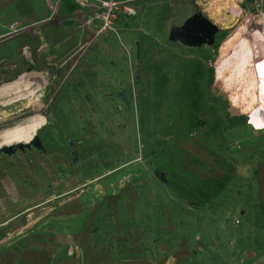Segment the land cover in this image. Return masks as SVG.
<instances>
[{"label":"rangeland","instance_id":"1","mask_svg":"<svg viewBox=\"0 0 264 264\" xmlns=\"http://www.w3.org/2000/svg\"><path fill=\"white\" fill-rule=\"evenodd\" d=\"M190 1L218 27L213 45L170 35L173 7ZM131 2L136 14L119 13L106 29L74 2L75 15L51 2L47 22L0 6L2 261L33 249L31 240L54 258L53 238L83 227L91 238L119 205L133 207L118 215L147 223L149 238L195 224L190 238L211 264H246L264 250V127L214 95L241 107L220 90L219 61L234 59L264 20V0ZM111 41L128 49L116 55L125 62L91 51ZM34 135L48 156L32 148Z\"/></svg>","mask_w":264,"mask_h":264},{"label":"crops","instance_id":"2","mask_svg":"<svg viewBox=\"0 0 264 264\" xmlns=\"http://www.w3.org/2000/svg\"><path fill=\"white\" fill-rule=\"evenodd\" d=\"M56 1L57 0H0V6L9 5L17 14L23 17L34 15V21L47 22L51 18L47 6L52 4L51 2ZM131 1L138 2L140 0ZM197 6L199 8V5ZM41 11L44 13L41 14ZM64 11L66 13L69 12L66 10ZM72 13L74 15L77 14L78 9L70 12V14ZM36 16L38 17L36 18ZM109 43L110 44L102 47V49L99 48L98 51H91L99 53V51L102 50V53L106 54L105 58H107V62L112 65L116 64V62L119 63V61L121 63L125 62V59L121 61V57L116 60V55H125V51H128V49L123 47L124 51H120L115 41ZM107 194L103 193L101 197H109L110 195ZM132 208L131 206H113V210L117 215L108 220L107 229H99L98 227L97 232H93L91 238H89L90 233L86 227L81 229L77 234V238H53L54 245L60 247L59 255L54 258L52 255H37L35 241L31 240L27 245L32 246L33 249H28L20 258L11 253L9 257H7V260L2 261L0 259V262L1 264H211L210 260L199 257L196 250L197 245L192 241L193 238H190L192 236L191 231L196 229L195 224L190 222L181 224L176 228L177 233H172L171 239L168 237L164 239L149 238V233L151 234V232H148L147 223H130L128 220L131 217L125 218V216H121L120 218V215H118L121 213L126 215V210H133ZM144 209L139 208L136 210L140 212V214L143 213V211L146 214V210ZM240 214L242 215L243 211H240ZM72 219L76 218L73 217ZM155 230H158V228H155ZM179 234L181 237H179ZM256 248L257 251L251 255L250 259L246 261V264H264V250L260 246ZM55 259L57 261H55Z\"/></svg>","mask_w":264,"mask_h":264},{"label":"bare ground","instance_id":"3","mask_svg":"<svg viewBox=\"0 0 264 264\" xmlns=\"http://www.w3.org/2000/svg\"><path fill=\"white\" fill-rule=\"evenodd\" d=\"M256 26L249 37L242 39L233 61H219L223 81L220 90L232 91L234 98H241L242 108L218 90L214 95L217 100L231 102L233 116L252 115L255 124L264 127V20H257Z\"/></svg>","mask_w":264,"mask_h":264},{"label":"water","instance_id":"4","mask_svg":"<svg viewBox=\"0 0 264 264\" xmlns=\"http://www.w3.org/2000/svg\"><path fill=\"white\" fill-rule=\"evenodd\" d=\"M168 23L169 33L176 39L190 38L198 40L197 42L204 40L203 43L207 46L212 45L215 34L219 31L218 27L199 10L197 4L191 1L173 7ZM213 100L215 101V98ZM32 142L38 146V137L34 135ZM159 178L167 182L164 173H160Z\"/></svg>","mask_w":264,"mask_h":264},{"label":"built area","instance_id":"5","mask_svg":"<svg viewBox=\"0 0 264 264\" xmlns=\"http://www.w3.org/2000/svg\"><path fill=\"white\" fill-rule=\"evenodd\" d=\"M81 9L91 11L92 18L100 19L103 22V28H111L112 21L116 16L121 13L125 17H131L136 14V8L129 4L131 1L120 0H72ZM10 28L17 31L20 29L19 21H13L10 23ZM235 264V263H232Z\"/></svg>","mask_w":264,"mask_h":264},{"label":"flooded vegetation","instance_id":"6","mask_svg":"<svg viewBox=\"0 0 264 264\" xmlns=\"http://www.w3.org/2000/svg\"><path fill=\"white\" fill-rule=\"evenodd\" d=\"M218 35H219V31L216 32L212 45H213V44L215 43V41L217 40ZM193 40H194V39H193ZM196 41H198V40H196ZM201 41L204 42V40H201ZM238 98H239V97H238ZM73 144H74V142L72 141V142L69 144V146L72 147ZM65 145H67V144H66V143H63V146H65ZM32 148L35 149V152H37V153H39V154H41V155H43V156H48L47 152L45 151V150H46L45 147H43V146H41V145H38V146L36 147V146L34 145V146H32ZM62 151H65V150L62 149ZM53 154H55V153H53Z\"/></svg>","mask_w":264,"mask_h":264},{"label":"trees","instance_id":"7","mask_svg":"<svg viewBox=\"0 0 264 264\" xmlns=\"http://www.w3.org/2000/svg\"><path fill=\"white\" fill-rule=\"evenodd\" d=\"M62 1V7L66 11L73 12L75 9H77V6L73 3L72 0H61Z\"/></svg>","mask_w":264,"mask_h":264}]
</instances>
